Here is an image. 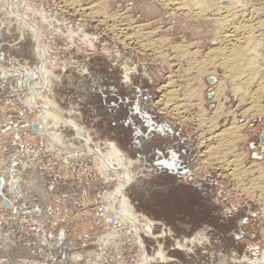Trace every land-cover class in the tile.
I'll list each match as a JSON object with an SVG mask.
<instances>
[{"label": "rangeland", "instance_id": "1", "mask_svg": "<svg viewBox=\"0 0 264 264\" xmlns=\"http://www.w3.org/2000/svg\"><path fill=\"white\" fill-rule=\"evenodd\" d=\"M67 1L0 0L4 53L0 75L5 74L0 76V193L12 204L7 207L0 195V264H264V198H258L257 187L260 180L263 185L264 177H256V167L264 166L260 137L264 135V0H237L238 16L226 26L210 12L201 14L194 6L188 11L172 0ZM98 2L105 4V14L91 12ZM239 24L243 26L232 31L231 27ZM227 34L230 36L225 37ZM243 34L256 44L258 54L253 57L259 73L236 83L256 94V100L241 98L243 93L233 89L237 84L228 81L224 73L226 65L219 64L222 51L218 49L239 44ZM160 38L168 39L155 47L149 45ZM176 44L195 51V58L176 54L171 46ZM212 48L217 51L210 57ZM190 61H195L193 65L199 61L206 72L201 78L199 72L193 73L196 79L187 84L185 68L193 66ZM27 68H36L44 84L39 98L32 99L30 88L18 87L20 77L31 73ZM124 71L131 86L121 82ZM212 75L226 83L222 92L226 97L222 94L215 99L216 82L208 81ZM45 77L51 78V91ZM170 79L186 85L188 94L182 84L177 91L179 97L184 94L186 98L179 100L184 102L186 122L161 110L158 102L170 89ZM46 96L60 105L63 116L82 128L61 126L76 130L79 138L74 139L72 130L62 133L49 118L48 130L63 134L67 146L53 143L32 128L33 123H42L41 105ZM219 102H223L224 113L218 117L214 109ZM136 106L149 113L157 127L164 126V133L149 131ZM211 116L218 122L216 132L247 119L236 128V137L231 135L237 146H231V151L222 146V162H211L205 155L207 146L216 143L208 138L214 133L206 121L202 122L207 126H200V120ZM88 134L103 153L110 142H116L126 153L124 164L138 179L141 173L144 178L150 176L144 171L145 163L168 178L167 186L173 190L170 203L133 195L131 185L125 186L140 223L153 222L149 225L151 235L140 232L148 261L143 260L142 249L134 241L131 223L121 222L110 209L105 194L114 190L119 180L112 176L113 180L107 181L96 167L97 154L87 145ZM132 141H139L140 147ZM234 158L236 162L231 163H240V175L231 173L235 164L226 165ZM157 159L175 160L180 167L174 172L156 164ZM115 166L118 177H123V168ZM254 180L258 185H251ZM33 181L41 186L47 183V195L34 191ZM13 188L18 189L17 194ZM229 208L234 215L226 223L224 214ZM61 232L66 239L63 242L59 241ZM104 240L107 244L102 245Z\"/></svg>", "mask_w": 264, "mask_h": 264}, {"label": "bare ground", "instance_id": "2", "mask_svg": "<svg viewBox=\"0 0 264 264\" xmlns=\"http://www.w3.org/2000/svg\"><path fill=\"white\" fill-rule=\"evenodd\" d=\"M70 0H68L67 2H69ZM76 1V0H75ZM172 1H174L180 8H184V9H186V10H190L191 8L190 7H192V6H194L195 7V9L199 12V13H201V14H204L205 15V13H208V12H210V13H212V14H214L215 15V17H216V20L217 21H220L219 23L220 24H222V25H224V26H226V23H228L229 21L230 22H233L236 18H237V13H238V10L236 9L237 8V5H238V3H237V0H172ZM224 1H228V3L227 4H221V2H224ZM62 2V1H61ZM78 2V1H77ZM66 3V2H65ZM221 4V5H220ZM235 4H237V5H235ZM105 4H103L102 2H98L97 3V5H94L93 6V8H91V12L93 11V13H94V15H96L95 13H100V12H103L104 13V11H103V9L105 10V7L106 6H104ZM148 8V7H147ZM177 8V7H176ZM193 9V8H192ZM179 10V9H178ZM90 11V10H89ZM106 11V10H105ZM174 11V10H173ZM190 11H192V10H190ZM196 11V12H197ZM177 12H179V11H177ZM105 14V13H104ZM178 14V13H177ZM86 15V14H85ZM90 15V14H89ZM93 15V16H94ZM173 16V15H172ZM115 17V16H114ZM113 18V17H112ZM235 22V21H234ZM231 24V23H230ZM234 24V23H233ZM246 24V23H245ZM244 24V25H245ZM228 25V24H227ZM231 26V25H230ZM243 25H241V24H239V25H236V26H232L231 28H233V30L232 31H238L239 30V28H241ZM251 26V25H250ZM141 27V26H140ZM227 28V27H226ZM157 29H159V28H157ZM230 30V29H229ZM224 31V30H223ZM227 31V30H226ZM231 31V30H230ZM140 32V31H139ZM229 33V32H228ZM122 36V35H121ZM226 36H230L229 34H227V35H225V37ZM236 36V35H235ZM243 36H245L244 34H243ZM163 37V36H162ZM233 37V36H232ZM238 38V37H237ZM243 39H241V41L239 42V44H237L236 45V43L232 46V47H229V48H219L218 50H219V52H220V50L222 51L221 52V54L220 55H222V57H221V60L219 61V64L220 63H222L223 65H226V69L224 70V73L226 74V76L228 77V81H231L232 82V84H234V83H236V81H238V82H242V80L241 81H239L240 79H244L245 77H246V79L247 78H254V75L256 76V74H258L259 72V70H256V62H258L256 59V57H253L255 54H256V56H257V54H258V52H257V48H256V44L253 42V41H251V37L250 36H245V37H242ZM122 39V38H121ZM125 39H127V38H125ZM166 39H168V38H166ZM166 39L165 38H160V39H157V40H151V42L149 43V45H151V46H153V47H155L156 45H158V43L161 41L162 43L163 42H165L166 41ZM171 43V42H170ZM148 44V43H147ZM146 44V45H147ZM2 43H0V48H2ZM162 45V44H161ZM189 45V44H188ZM144 46V45H143ZM173 48H174V50H175V52H176V54L177 53H181L182 55H184V56H189V59L190 60H192V58H195V56H194V54H196V52L195 51H187V49H185L184 48V46H182L181 44L179 45V44H176V45H171ZM225 46V45H224ZM228 47V46H227ZM144 48V47H143ZM150 48V47H149ZM218 48V47H217ZM216 48H212L209 52H208V54L209 53H211L210 54V57L213 55L212 53V51L213 50H215ZM159 50V49H158ZM0 51H1V49H0ZM216 51H217V49H216ZM167 52V51H166ZM218 52V53H219ZM163 53V52H162ZM215 53H217V52H215ZM160 54V53H159ZM158 55V54H157ZM160 55H163V54H160ZM204 55V54H203ZM216 55V54H215ZM159 56V55H158ZM164 56V55H163ZM162 57V56H161ZM213 57V56H212ZM217 57V56H216ZM215 57V58H216ZM0 58L1 59H3V57L2 56H0ZM164 58H165V56H164ZM186 58V57H185ZM187 59H188V57H187ZM212 59V58H211ZM260 60V59H259ZM196 61V60H195ZM195 61H190L189 63H190V65H193L194 63H195ZM199 61L195 64V65H193V66H191V67H188V68H185V71H187V77L188 78H186L185 77V81H187L188 83L187 84H189V82H191V81H193V79L195 78V76H193V73H197V72H199V77L201 78V75L203 74L202 72H206V70L204 69V68H202L203 70H205V71H203V70H201V66L199 65ZM259 65V64H258ZM189 66V65H188ZM195 68V69H197V71H194V72H192L191 70H192V68ZM204 67V66H203ZM262 67V66H261ZM261 67H260V69H261ZM264 67V66H263ZM258 68H259V66H258ZM257 68V69H258ZM191 69V70H190ZM216 69V68H215ZM263 69V68H262ZM1 70H2V67H1ZM0 70V71H1ZM27 71H30L32 74H34V73H36L37 74V72H36V68H27ZM184 71V72H185ZM264 71V69L262 70V72ZM192 72V73H191ZM216 72V71H215ZM262 72L260 73V74H262ZM186 73V72H185ZM198 74V73H197ZM26 75H28V74H25V76ZM184 75V74H183ZM11 76V75H10ZM25 76H23L22 75V77L24 78ZM176 76H178V75H176ZM186 76V75H185ZM213 76V77H212ZM211 77V79H212V81H209V79H208V81L210 82V83H214V81L216 82V84H215V86L217 87V92H216V94H215V99H216V97L219 95V97L220 96H223L224 94L222 93L223 91H224V88H225V84H224V81L223 82H221L220 80H218V78L217 77H215V75H212ZM259 76V75H258ZM264 76V75H263ZM262 76V77H263ZM179 77H181V78H183V76L182 75H179ZM196 77H198V75H196ZM33 78H34V76H33ZM173 78V77H172ZM180 78V79H181ZM193 78V79H192ZM199 78V81H201V79ZM190 79H192L191 81H189ZM196 79V78H195ZM248 79V80H249ZM184 80V79H183ZM197 81V80H196ZM246 81V80H245ZM245 81H243V82H245ZM178 82V81H177ZM198 82V81H197ZM247 82H250V81H246L245 83H247ZM179 83H181V82H179ZM201 83H203V82H201ZM253 83V82H252ZM169 84V85H168ZM168 84H166V86L168 85L169 87H170V89L168 90H166V94H165V96H164V98H162L160 101H158L159 102V104L160 105H162V109L161 110H163V111H166V112H169V114L170 113H173L174 115H176L177 117H178V119L181 121V122H186L187 121V117H185L184 116V114H182L183 113V109H184V106H183V104L182 103H184V102H179V100H183V98H185V97H183V95H182V97H179L178 95H179V92H177L178 90H179V87H180V85L182 84H177L176 83V79L175 80H173V79H170V81L168 82ZM186 84V83H185ZM192 84H193V82H192ZM231 84V86H233ZM237 84V83H236ZM243 84V83H242ZM242 84H237V86H234L233 87V89H235V92H238L239 94H241V93H243V94H241L242 95V97L241 98H254L255 100H256V94L255 95H253L254 93H249V90L246 88V86L244 87V86H241ZM183 85V84H182ZM199 85H201L200 83H199ZM235 85V84H234ZM39 86H40V82H39V78H38V75H37V78H34V81L32 82V84H31V86L30 87H23V88H19V89H24V88H30L32 91H33V88L34 87H36L35 88V90L33 91V97H32V99L33 98H35V96L37 97L38 96V98L39 97H41L40 96V93H39ZM165 86V87H166ZM184 87L186 86V85H183ZM203 86L205 87L206 85H204L203 84ZM222 86V87H221ZM189 87H190V85H189ZM201 87V86H200ZM199 87V88H200ZM203 87V88H204ZM236 87V88H235ZM163 88V87H162ZM167 88V87H166ZM202 88V87H201ZM200 88V89H201ZM259 88V87H258ZM185 89H186V87H185ZM198 89L200 92H201V90H203V89ZM256 89V88H255ZM254 89V90H255ZM189 90H192V89H189L188 88V91ZM193 90H194V88H193ZM192 90V92H195V93H198L197 91V89H195V90H197V91H193ZM253 90V91H254ZM50 91H51V88H50ZM252 91V92H253ZM181 92V91H180ZM186 92H187V89H186ZM185 92V93H186ZM203 92V91H202ZM183 93V92H182ZM234 93V92H233ZM187 94H188V92H187ZM194 94V93H193ZM201 94V93H200ZM223 94V95H222ZM210 95V94H209ZM212 95V97H213V94H211ZM190 96V95H189ZM189 96H186V97H189ZM193 96H195V94L193 95ZM198 96V95H197ZM227 95H224V97H226ZM255 96V97H254ZM199 97V96H198ZM212 97H210L209 96V98H212ZM240 97V96H239ZM177 98H179V99H177ZM182 98V99H181ZM197 98V97H196ZM186 99V98H185ZM189 99H190V97H189ZM199 100H201V99H199ZM219 100H221V99H219ZM258 100V99H257ZM203 101V100H202ZM224 102V101H223ZM223 102H219V103H217L216 105H215V109H214V112H215V114H217L218 115V117L220 116V115H222V113H224V112H222V103ZM200 103V102H199ZM199 103H197V104H199ZM203 103V102H202ZM256 105H258L257 103H255ZM255 105V106H256ZM42 106V108H43V112H42V114H43V117L41 118L42 119V123H39V125L41 126L40 127V131L38 132V133H42L44 136H46V139H51L52 141H53V143H55V144H60L61 146H67L66 145V143L63 141V140H61V138H60V134H59V131H56V130H48V127L50 126L49 124H48V120H49V118H51V121H52V125H54V127L56 128V129H58V128H60L62 125H64V126H70V127H74L75 129H76V127L74 126V125H72L66 118H65V116H63V114L59 111V110H57V109H55V108H53L52 107V105L50 104V102H49V100H48V96H46V98H44V103L41 105ZM186 106V105H185ZM248 107V106H247ZM251 107H252V105H251ZM251 107H249V108H251ZM249 108H247V109H245L246 111L249 109ZM252 108H254V106L252 107ZM256 108H257V106H256ZM201 109H202V107H201ZM259 109V108H258ZM261 109V108H260ZM206 110V109H205ZM250 111V110H249ZM258 112H259V110H257ZM221 113V114H220ZM243 113H245V112H243ZM252 113V112H251ZM254 114V113H253ZM201 116H203V115H201ZM204 117V116H203ZM201 119V118H200ZM216 119V117L215 118H213L212 116L210 117V118H205V120H204V118L203 119H201L200 120V126H201V124H205V123H203L204 121H206V124L208 125V130H211V132H213L214 133V135L213 136H211V137H208L210 140H214V143H216V145H212V146H207V149L205 150V155H207L206 156V158L209 160V161H211V162H222L224 159V153H223V147L222 146H224V148L227 146V149L228 150H230L229 148L232 146H235L234 145V141H235V135H234V133L236 132V128H239V127H242V125H245L246 123H247V119H245L244 120V122H242L241 124H238V125H235L234 123L231 125V126H229V127H227V128H223V130H220L219 132L217 131H215L214 129H216L215 127H217L216 125H217V123H216V121H217V119ZM60 120V121H59ZM203 121V122H202ZM205 124V125H206ZM206 125V126H207ZM235 125V126H234ZM160 127L163 129V126H161L160 125ZM164 130V129H163ZM234 135L235 137L234 138H232V136L231 135ZM228 136H230V137H228ZM238 136V135H237ZM264 136V135H263ZM228 137V139L227 140H225L224 141V139H226ZM207 140V139H206ZM223 140V141H222ZM202 142H204L205 143V140H203ZM262 142V141H261ZM263 144H264V142H262ZM113 144H116V142H113ZM213 144V143H212ZM87 145H88V147L90 148V150H94V151H96V154H97V163H98V166H96V167H98V169L101 171V172H105V170L106 169H108V168H112V166H111V164H108V163H105V161L104 160H106L105 158V156H102V155H100V152H99V149L98 148H93L94 146H93V143L91 142L90 143V141H88L87 140ZM117 145V144H116ZM93 146V147H92ZM237 146V145H236ZM118 147V146H117ZM261 147H264L263 145L261 146ZM233 149V148H232ZM225 150H226V148H225ZM122 151V154L126 157V153H125V151L124 150H121ZM231 151V150H230ZM204 152V151H203ZM228 152V151H227ZM264 152V151H263ZM224 155H223V154ZM225 153H226V151H225ZM235 153V152H234ZM243 153V152H242ZM222 154V155H221ZM233 154V153H232ZM240 155V154H239ZM232 156V155H231ZM240 157V156H239ZM236 159H238L237 158V155H236ZM236 159L234 158L233 160H228L226 163V165H228V166H233L234 164H235V166L236 167H231V168H233L232 169V172L231 173H233L232 175H234L235 173L236 174H241V172H238L237 173V169L240 167H238V164L240 165V163H231L232 161L233 162H236ZM240 160H241V158H240ZM240 160H239V162H240ZM225 161V160H224ZM237 162H238V160H237ZM257 162H255V164H256ZM118 165H119V167L120 168H123V170H124V172H125V178H123V179H121V178H117L119 181H118V183H117V185H116V187H115V189L114 190H111L109 193H107V194H105V198H107V201L110 203L109 205H110V209H111V211H113V212H115V214H116V216L120 219V221L121 222H129V223H131V229L132 230H134V233H135V242L141 247V249H142V255L144 256V258H143V260H150V257H147L148 255L146 254V251H145V249H144V244H143V240H142V237H141V235H140V232L141 231H145V233L146 234H149V235H151L152 233H151V227L149 226L151 223H153V222H147V224L146 225H144L143 223H140L141 221H140V218H139V213L138 212H136V209H135V207H134V205L131 203V201H130V198L126 195V190H125V186H126V184H129V178L131 177V176H133V173L128 169V167L124 164V161H121L120 163H117ZM217 164V163H216ZM258 164V163H257ZM218 165V164H217ZM259 165V164H258ZM223 166V165H222ZM115 168H118V166H114ZM226 167V166H225ZM224 167V168H225ZM242 167H244V166H242ZM246 167V166H245ZM229 169H230V167H228ZM228 168H225L226 170H228ZM252 169H254L253 167H252ZM239 170H243V169H239ZM245 170H246V172L247 171H251V170H248V169H246L245 168ZM256 170L258 171V176H256L257 178L258 177H264V166H262V165H260V166H257L256 167ZM230 171V170H229ZM257 171H255V172H257ZM248 173H250V172H248ZM252 173H254V171L252 170ZM235 174V175H236ZM239 174V175H240ZM238 175V176H239ZM243 175V174H242ZM252 176H254V174L252 175ZM105 177H106V175H105ZM117 176H115V178H116ZM254 178V177H253ZM240 179V178H239ZM106 180L107 181H111V180H113V177L112 178H109V177H106ZM259 180V179H258ZM262 180H264V179H262ZM251 181H252V179H251ZM256 182H259V181H256ZM260 182L262 183V181L260 180ZM258 183L259 184V186H257V187H259L258 189H259V191H260V193L258 194V195H260V197L258 196V198H261V196H262V199L264 198V183H263V185H261V183ZM253 183V182H252ZM249 184H251V182L249 183ZM257 184V183H256ZM256 184H255V180H254V183L253 184H251V185H255L256 186ZM257 184V185H258ZM250 185V186H251ZM248 186V185H247ZM249 186V187H250ZM243 187V186H242ZM252 187V186H251ZM253 188H255L254 186L251 188V189H253ZM250 189V190H251ZM256 189V188H255ZM254 189V190H255ZM249 190V189H248ZM252 191V190H251ZM258 192V191H257ZM251 193H253V191L251 192ZM250 193V194H251ZM254 194V193H253ZM261 199V200H262ZM106 208H107V206H106ZM108 209H106V211H107ZM80 213V212H79ZM149 221H151V219H148ZM146 226V227H145ZM151 233V234H150ZM102 243V245H103V243H105V244H107V242L104 240V241H102L101 242ZM162 250V249H161ZM162 252V251H161ZM164 252V251H163ZM160 253V252H159ZM73 255V254H72ZM159 255V254H158ZM161 255V254H160ZM74 256V255H73ZM163 256V255H162ZM164 256H166L165 255V253H164ZM148 258V259H147ZM164 258V257H163ZM166 258V257H165ZM164 258V259H165ZM167 259V258H166Z\"/></svg>", "mask_w": 264, "mask_h": 264}, {"label": "snow or ice", "instance_id": "3", "mask_svg": "<svg viewBox=\"0 0 264 264\" xmlns=\"http://www.w3.org/2000/svg\"><path fill=\"white\" fill-rule=\"evenodd\" d=\"M119 79V77H118ZM122 84L123 85H129L131 86V79L129 77V74L127 71L123 72L122 75ZM113 91L115 89L113 88ZM132 143H135L137 148L140 147L139 141H132ZM135 155V151L132 153ZM156 164H161V161L159 159L156 160ZM136 170L139 171V165H136ZM171 170V166H170ZM144 171L150 174L149 177L144 178L143 173H141V178L138 179L135 175L131 176L129 178V184L131 185V190L133 195H141L145 196L148 200H157L158 202H169L168 197L172 194L173 190L169 189L167 186V177L163 174H157L156 169L149 166L147 163H145ZM174 179V178H172ZM34 185V191H36L39 194L47 195L49 191V186L47 183H45L43 186L36 184L35 181H33ZM51 188H55V185H51ZM189 193L191 194L193 190L189 189ZM205 201H207V197L203 198ZM205 209L207 210V205H204ZM233 209L229 208L225 210L224 219L225 222H230L233 218ZM208 228L205 226L204 232H207ZM202 239H205L203 232L199 234Z\"/></svg>", "mask_w": 264, "mask_h": 264}, {"label": "crops", "instance_id": "4", "mask_svg": "<svg viewBox=\"0 0 264 264\" xmlns=\"http://www.w3.org/2000/svg\"><path fill=\"white\" fill-rule=\"evenodd\" d=\"M18 11L20 12V8L18 7ZM39 78V77H38ZM46 80H47V82L49 83V85H48V87H47V90H50V86L52 85V81H51V78L50 77H45V82H46ZM41 81L42 80H40L39 79V82H40V86H39V93H40V90L44 87V84L43 83H41ZM42 85H43V87H42ZM53 98H50L49 96H48V100H49V102H50V104L52 105V107L53 108H55V109H57V110H59L61 113L63 112V114H64V110L62 109V108H60V105L59 104H57L55 101H53L52 100ZM66 115V114H65ZM72 125H74L75 127H76V130H81L82 128H80L79 126H78V123L74 120V119H71V118H67V117H65ZM60 121V120H59ZM82 127V126H81ZM60 129V128H59ZM67 130H69V129H67L66 127H61V131H62V133L63 132H65V131H67ZM72 130V129H71ZM71 130H69V131H71ZM76 130H72V138H74V139H78L79 137V135L77 136V134H76ZM89 133V132H88ZM59 134L61 135L60 136V138H61V140H63L65 143H66V145H67V142L65 141V138H64V136H63V134H61L60 132H59ZM90 134H88V136H87V140L88 141H90V143L92 142L93 143V148H98L99 149V152H100V155H102V156H105L106 158V160H104L105 161V163H108V164H111L113 167L115 166V164H117V163H120L121 161H124V155L122 154V151L121 150H123V149H121L119 146L117 147V145L116 144H113V142H110L109 143V145H110V147H109V150L107 151V153H103V152H101V148L100 147H98V146H96L95 145V143H94V141L92 140V138L89 136ZM75 142V141H74ZM117 168H115L114 167V170H113V168H108V169H106L105 170V172H101V173H103L104 175H106V177H109V178H112V176H117V178H121V179H123V178H125V172L123 171V177H118L119 176V174H118V172H116L115 170H116ZM112 170H113V172H112Z\"/></svg>", "mask_w": 264, "mask_h": 264}, {"label": "water", "instance_id": "5", "mask_svg": "<svg viewBox=\"0 0 264 264\" xmlns=\"http://www.w3.org/2000/svg\"><path fill=\"white\" fill-rule=\"evenodd\" d=\"M0 56H2L4 58V53L1 52V51H0ZM0 70H1V65H0ZM10 75H12V73L9 72L8 73V76H10ZM0 76L3 78L5 76V74L4 73H1ZM33 76H34V78H37V74L36 73H34V74L29 73L24 78L21 76L20 79L17 82L18 83V87L19 88L30 87L31 84H32V82L34 81ZM209 81H212V79L210 78ZM35 88L36 87L33 88V91L35 90ZM209 96L212 97L211 94ZM135 109H136V111H137L138 114H140V115L142 114L141 116L144 118L146 124L149 126V131L156 130V131H159V132L164 133V130L161 127H157L158 124L156 123V121L152 118V116L149 113H142V112H140L138 110V106H136ZM145 117H146V119H145ZM40 127L41 126L39 125V123H33L32 124V128L35 131H37V132L40 131ZM165 127L167 128V130H169L170 132H172V129L167 124L165 125ZM260 137H261V141L264 142V136H263V134ZM171 153H173V156L176 157V153H174V152H171ZM161 164L164 165V166H166L169 169H170V166H171V170L174 171V172L178 171V168L180 167V165H178L175 160L168 161L167 159H163V160H161ZM184 171L186 172V170H184ZM13 192L15 194H17L18 193V189L17 188H13ZM0 195L3 196L5 205L7 207H11L12 204H11L10 199H8L7 197H5L2 193H0ZM37 211H40V209L37 208ZM65 240H66L65 239V235L61 232L60 233V239H59V241L60 242H63Z\"/></svg>", "mask_w": 264, "mask_h": 264}, {"label": "flooded vegetation", "instance_id": "6", "mask_svg": "<svg viewBox=\"0 0 264 264\" xmlns=\"http://www.w3.org/2000/svg\"><path fill=\"white\" fill-rule=\"evenodd\" d=\"M164 127V126H163Z\"/></svg>", "mask_w": 264, "mask_h": 264}]
</instances>
